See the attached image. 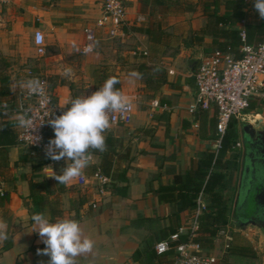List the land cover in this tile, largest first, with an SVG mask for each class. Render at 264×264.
Masks as SVG:
<instances>
[{
	"label": "crops",
	"instance_id": "0c3cea01",
	"mask_svg": "<svg viewBox=\"0 0 264 264\" xmlns=\"http://www.w3.org/2000/svg\"><path fill=\"white\" fill-rule=\"evenodd\" d=\"M124 3L130 24L125 35L116 37L119 43L114 47L105 43L97 47L100 37H107L100 34L94 51L88 54L81 52L84 28L98 17L101 1L10 0L9 3L0 5V88H6L4 93L0 92V112L5 113L4 116L0 115V128L3 121H12V125L5 126L15 134L19 130L17 117L20 113L16 107L26 88L24 82L34 78L28 75L29 70L47 78L54 104L60 114L69 107L65 105L67 101L91 95L97 86H102L113 75L120 81L117 84L119 90L129 96L134 105L128 123L112 124L103 133L105 137L109 136L114 140L111 160L116 167V179H111L110 189L101 196L95 207L90 203L92 186L83 188L77 184L76 179L65 186L47 176L50 174L48 167L59 173L66 166L65 161H53L45 156V152L22 144L0 147V171L9 196L4 204L0 199V224L7 229V222L2 215L7 208L13 217L11 227L15 229L9 249H3L4 241H0V264H47L49 257L38 254L37 251L43 249L45 244L37 232H31L33 213L45 214L50 222L77 217L83 235L94 241V248L90 253L78 256L76 264H141L132 258L133 253L144 252L159 237V230L169 226V215L174 211L173 204L158 201L157 188L160 184L171 182L174 174L184 173L190 168L192 160L199 158L205 151L216 148L215 140L209 138V119L216 118L214 109L206 110L205 113L188 112V106L193 102L196 92L192 74L199 59L206 54L205 47L210 44L211 36L204 37V45H195L196 63V59L189 64L180 57L178 62L169 65L165 61L155 63L146 60L148 67L163 66L167 71V81L152 93L153 91L145 88L143 77L130 78L128 75L132 71L138 72V65L135 63L144 60L136 58L135 47L140 51L146 49V46L142 40L141 45L124 44L134 40L133 35L138 39L146 37L144 32L132 27L141 26L148 21L147 13L141 11L139 0H124ZM217 11L223 12V7ZM139 14L145 16L142 24L135 22ZM180 17L191 19L192 13L186 11ZM260 21L254 8V0H247L244 19L233 26L243 28ZM190 22L194 29H203L206 18L197 16ZM25 28L32 31V39L35 29L43 32L46 44L44 55H37L34 47L27 51L19 46V39ZM77 47L79 51H76ZM109 49H112L114 58L106 61ZM68 68L71 69V74L66 77L64 70ZM97 68L101 70L97 72ZM263 90L264 88L259 96L250 100L258 99L255 106L244 112L257 108V103L263 99ZM153 100H157L158 105H151ZM6 101L12 104V109L7 107L4 103ZM261 116L264 125V114ZM237 128L241 141L240 121H237ZM46 137H54L51 127L46 131ZM238 151V166L225 171L228 185L224 194L232 201L229 222L216 237L214 247L207 252L217 256L216 264L224 261L225 246L230 241L227 236L232 239V233L237 234L236 226L233 225V213L239 200L242 146ZM23 154L26 158L20 160ZM90 154L92 159L83 174L90 177L91 181V173L100 164L101 155L93 151ZM123 168H126L124 181L117 179ZM30 181L36 188L33 195L30 193ZM112 184L126 189H122L121 193L118 189L113 190ZM52 210L60 211L61 216L53 217ZM195 213L187 210L181 213L182 232L189 229ZM250 230L251 227H245L238 235H244ZM245 240L256 251L252 242L246 237ZM173 255L174 253L166 258L172 260ZM256 255V264H259L258 251ZM166 258H161V261ZM159 262L160 260H155L153 264ZM239 262L243 261L239 259Z\"/></svg>",
	"mask_w": 264,
	"mask_h": 264
},
{
	"label": "trees",
	"instance_id": "16d2710c",
	"mask_svg": "<svg viewBox=\"0 0 264 264\" xmlns=\"http://www.w3.org/2000/svg\"><path fill=\"white\" fill-rule=\"evenodd\" d=\"M141 3V11L149 14L150 17L156 15V12L165 10L182 13L186 11L194 12L196 9L199 14L206 18V25L203 29H194L191 32L187 45L203 44L206 35L211 36V42L205 47V53L213 51L232 52L236 57L240 56L239 48L243 42L258 43L264 40V19L258 24L247 25L243 28L233 26L234 23L241 22L245 17V8L247 0H139ZM223 7V12L217 10ZM161 20H155L150 24H146L143 30L139 28L147 36L150 42H162L164 33L161 32ZM161 33V34H160ZM243 34V36H242ZM244 38V39H243ZM138 73L145 80V88L154 93L162 84L167 81V71L163 66H154L146 68L145 64H139ZM115 76V75H113ZM117 77V76H115ZM119 90V86L116 85ZM6 88H0V92L4 93ZM249 103L247 109H252L256 102ZM54 101V99H53ZM8 108L13 106L9 101L4 102ZM5 107V108H7ZM198 112H206V110H198ZM1 116L5 113L0 112ZM14 122L3 121L2 125L10 126ZM209 127L211 134L209 138L217 139L219 134L216 131V118L209 119ZM106 151H97L101 155V162L95 166L93 171L100 169L101 172L116 179L114 176L115 166L112 164V148L114 140L106 136ZM239 141V130L237 121L232 120L228 123L224 133L220 138L218 148L205 151L199 158L192 160L191 166L184 173L174 174L171 182L160 184L156 190L158 201L161 203H171L174 205V211L169 215L170 224L168 227L159 230V237L152 241L144 252L135 251L132 255L134 260H138L141 264H153L155 260H160L158 264H170L169 256L174 253L173 247L165 252L157 253L155 244L161 240L168 239L170 235L179 231L181 227L180 215L184 210L195 213L198 208L197 198L201 194L204 200V208L196 215L197 228L195 235L191 238L188 233L179 234V242L191 240L200 245L201 249L208 252L214 247L215 239L219 233L225 228L229 222L231 213V198L225 196L224 191L227 188L228 180L226 172L235 169L238 166L240 153L236 147ZM93 151V150H90ZM26 155L20 156V160H24ZM92 171V172H93ZM1 174V171H0ZM2 176V174H1ZM118 180H126V168L118 174ZM30 193L34 194L36 188L32 181L29 182ZM112 188L118 189L122 193L125 187L118 186ZM111 188V189H112ZM110 189V185L107 186ZM2 203L9 200L8 192L0 196ZM3 217L7 222L8 239L4 241L3 249H9L12 245L11 235L15 231L11 227L12 215L8 209H4ZM53 217L61 216L60 211L52 210ZM77 221V217H74ZM232 239L225 248V258L227 264H256L257 255L252 245H250L243 237L232 233ZM176 242H171L174 245ZM166 259L161 261V258ZM238 258V259H237ZM239 259L243 262H239ZM238 260V261H237ZM20 264V263H16Z\"/></svg>",
	"mask_w": 264,
	"mask_h": 264
},
{
	"label": "built area",
	"instance_id": "2783aa9c",
	"mask_svg": "<svg viewBox=\"0 0 264 264\" xmlns=\"http://www.w3.org/2000/svg\"><path fill=\"white\" fill-rule=\"evenodd\" d=\"M10 0H0V5L9 3ZM137 24L145 22V16L139 14L135 18ZM130 24L126 17V6L124 0H101V10L94 22L87 24L84 28V43L81 52L89 43L93 44V51L100 34L108 38L123 37L125 31L129 29ZM243 36V34H242ZM39 38V39H38ZM244 39V38H243ZM33 47L37 55L45 53V38L40 29H35L33 33ZM92 51V52H93ZM240 56L236 57L232 52L213 51L203 55L194 71L193 78L196 88L193 102L188 106V112L194 113L198 110L215 111L216 131L219 134L215 139L216 148L220 144V138L224 133L228 123L232 120L239 121L242 113L248 108L250 100L259 96L264 88V40L258 43L243 42L239 48ZM28 75L43 82L46 94L50 98V103L46 108H41L39 104L40 97L29 95L27 88L18 100L16 110L23 115H27L39 124L47 118V113L53 109L49 118L60 115L59 109L53 101V94L49 89L47 78L36 75L34 71L29 70ZM151 105H158L157 100H153ZM134 110V105L128 111L121 114L119 112L111 113L110 120L112 124L128 123ZM50 128L47 120L43 124L37 125L34 135L41 139L37 143H32L31 138L24 129L19 128L16 135L20 144L31 147L35 150L44 152L49 139L46 137V131ZM236 147H241V141L236 142ZM92 179L89 180L85 174H81L78 180L81 184L92 186L90 188V203L95 207L101 196L107 192V186L111 182L110 176L96 169L91 173ZM7 192L4 180L0 174V196ZM198 208L189 229L179 231L170 235L168 239L161 240L155 244L157 253L165 252L173 247L174 255L170 264H216L217 256L215 254L203 251L200 245L191 240L179 242V234L188 233L191 238L195 235L197 228L196 215L204 208V202L201 194L197 198ZM228 241L231 240L227 236ZM171 242H176L174 245ZM228 246V243L225 247Z\"/></svg>",
	"mask_w": 264,
	"mask_h": 264
},
{
	"label": "clouds",
	"instance_id": "9594fccd",
	"mask_svg": "<svg viewBox=\"0 0 264 264\" xmlns=\"http://www.w3.org/2000/svg\"><path fill=\"white\" fill-rule=\"evenodd\" d=\"M254 8L259 17L264 19V0H254ZM93 47V44L89 43L83 52L88 54L93 51ZM76 51H79L78 47ZM70 74V68L64 70L66 77ZM128 75L130 78H139L141 74L132 71ZM119 83L117 77L110 76L91 95L70 99L65 104L69 107L62 114L49 118L52 109L47 113V118L39 124L34 123L27 113L17 117V126L29 134L32 143H37L41 139L34 135L37 125L47 120L53 129L54 137L49 139L44 148L45 156L53 161L64 160L66 166L62 167L59 173L48 167L50 174L47 176L59 184L68 186L89 166L92 159L90 150L106 151L103 133L112 126L110 114L115 112L123 114L129 110L132 103L129 96L116 88ZM24 86L29 95L40 97L41 108H46L51 102L43 82L39 79H29L24 82ZM31 220L33 221L31 232H37L45 244L43 249L37 250L38 254L49 257L47 264H76L78 256L90 253L94 248V241L83 235L82 227L75 219L65 218L50 222L45 214L33 213ZM8 238L5 226L0 224V241Z\"/></svg>",
	"mask_w": 264,
	"mask_h": 264
},
{
	"label": "rangeland",
	"instance_id": "374dc122",
	"mask_svg": "<svg viewBox=\"0 0 264 264\" xmlns=\"http://www.w3.org/2000/svg\"><path fill=\"white\" fill-rule=\"evenodd\" d=\"M96 2L98 0H95ZM101 1V0H99ZM191 12V11H188ZM148 13V12H147ZM192 13V17L191 19L188 18H181L180 16L184 14V12L182 13H176V12H172V11H168L166 12L164 9L160 10V12H156V15H153V17H150L149 14L147 15V20L144 24H142L141 26L138 27H132L134 30H139V28H141L143 30V28H145L146 24H150L152 22H155V20H161L162 22V26H161V32L165 34V36L163 37V41L162 42H150L147 39V36L144 39H138V37H136V35H133V39L131 40V42H127L124 43L128 46H136V45H141V40L142 43L146 46V49H140V51L138 49H136L135 47V51H136V58H140V59H144L143 61H138V63H135L137 65L139 64H145L146 60L147 62H161V61H165L168 63V65L171 63L173 64V62H178L179 61V57L182 58L185 62L192 64L193 60L197 59V47L195 45H187L186 43L188 42V40L190 39V35L191 32L194 30V28L191 26V20L194 17L197 16H201L198 12V10L196 9V11L191 12ZM131 28V29H132ZM161 34V33H160ZM136 40V43H134ZM104 43L107 46H116V44L119 43V41L116 38H107L105 36L100 37V39L97 42V47L98 45H104ZM19 46L26 49L27 51H29L32 47V31H28L25 28L24 33L21 35V39H19ZM110 52L108 53L107 51V59L106 61L113 59L114 58V54L112 53V49H109ZM131 55V54H130ZM129 55V56H130ZM135 55H131L132 57ZM122 58V57H121ZM120 60V59H119ZM140 62H144V63H140ZM134 63V62H133ZM146 68H150V66L148 67V65H146ZM97 72H99V68L96 69ZM105 71V70H104ZM113 72V70L111 71ZM111 72L109 74H111ZM102 73V72H101ZM98 73V74H101ZM99 87H101V85H99ZM99 87L97 86L95 88L94 91L98 90ZM263 94H264V90H263ZM259 105V110L262 112L264 111V95H263V99L261 101H259L257 103ZM261 115L264 114V112L260 113ZM259 116V115H258ZM93 152H97L94 151ZM64 162V160H62ZM87 173V172H86ZM90 179V177L88 178ZM76 182L78 185L82 186L83 188L86 187L85 184H81L78 180V178H76ZM252 230L247 231V233H243L244 235H240L241 237L245 236L246 238H248L252 244L254 245V247L256 248V250L259 253V264H264V236L261 232L255 230V228H251ZM239 230L241 231V229L239 228ZM237 234H239V231H236ZM250 237H247V236ZM245 237H243L245 239ZM227 262L223 261L222 264H226Z\"/></svg>",
	"mask_w": 264,
	"mask_h": 264
},
{
	"label": "water",
	"instance_id": "95a60500",
	"mask_svg": "<svg viewBox=\"0 0 264 264\" xmlns=\"http://www.w3.org/2000/svg\"><path fill=\"white\" fill-rule=\"evenodd\" d=\"M260 113L258 105L255 110L243 112L239 119L244 149L241 160L239 200L233 213L235 220L233 225L236 226V231L240 232L239 228L242 231L245 227H251L264 236V125ZM16 144H20L17 135L7 126H1L0 147ZM242 204H245L244 209L250 216L239 215Z\"/></svg>",
	"mask_w": 264,
	"mask_h": 264
},
{
	"label": "flooded vegetation",
	"instance_id": "af4514ba",
	"mask_svg": "<svg viewBox=\"0 0 264 264\" xmlns=\"http://www.w3.org/2000/svg\"><path fill=\"white\" fill-rule=\"evenodd\" d=\"M241 146H242V149H244V145H243V143L241 142ZM264 165V164H263ZM253 183V182H252ZM256 185V184H255ZM247 190V189H246ZM244 206H245V204H242V207L240 208V213H239V215L240 216H250V214H249V212L246 210V209H244ZM264 218V217H263Z\"/></svg>",
	"mask_w": 264,
	"mask_h": 264
}]
</instances>
